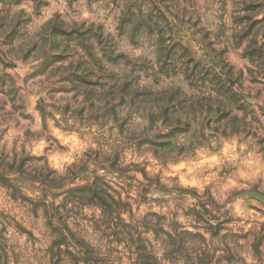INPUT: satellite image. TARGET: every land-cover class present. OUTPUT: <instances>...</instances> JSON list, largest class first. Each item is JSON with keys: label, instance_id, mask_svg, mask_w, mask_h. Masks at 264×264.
Masks as SVG:
<instances>
[{"label": "rangeland", "instance_id": "obj_1", "mask_svg": "<svg viewBox=\"0 0 264 264\" xmlns=\"http://www.w3.org/2000/svg\"><path fill=\"white\" fill-rule=\"evenodd\" d=\"M141 250L264 264V0H0V264Z\"/></svg>", "mask_w": 264, "mask_h": 264}, {"label": "trees", "instance_id": "obj_2", "mask_svg": "<svg viewBox=\"0 0 264 264\" xmlns=\"http://www.w3.org/2000/svg\"><path fill=\"white\" fill-rule=\"evenodd\" d=\"M138 258L141 262H145L147 264H159L158 258L152 253H148L146 250L138 252Z\"/></svg>", "mask_w": 264, "mask_h": 264}]
</instances>
